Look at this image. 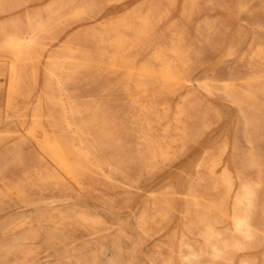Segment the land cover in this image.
Returning a JSON list of instances; mask_svg holds the SVG:
<instances>
[{
  "label": "bare ground",
  "instance_id": "obj_1",
  "mask_svg": "<svg viewBox=\"0 0 264 264\" xmlns=\"http://www.w3.org/2000/svg\"><path fill=\"white\" fill-rule=\"evenodd\" d=\"M31 1L37 3L35 8H27ZM102 1L109 10H115V16L102 19L95 26H83L71 34L70 22L85 15L94 3L0 0V107L6 111V115L0 114V145L15 136L13 143L4 149L1 147L0 204L8 199L22 209L34 207L28 214L20 210L12 212L14 217L1 227L17 236L12 244L0 246L3 262L9 264L11 255L13 264L22 263L20 256L31 258V248L37 241L39 247L58 255L69 250L73 261L79 264H136L137 249L160 232L171 195H180L182 187H186L174 232L153 247L156 250L146 256L145 263L252 264L248 258L236 261L235 255L259 250L256 217L264 159L254 146L264 140V25L254 23L246 54L240 56L245 60L248 57L251 74L243 82L244 92L236 89L231 79L221 89L213 90L205 82L208 80L201 85L209 95L220 92L235 106L242 137L249 149L242 159L235 158L234 147L225 138L213 148H198L187 155L188 145L211 126L210 110L191 115L187 99L172 105L167 96L175 95L195 62L206 55L204 43L212 24L204 20L202 32L189 43L188 32L181 23L192 22L203 2L215 7L220 0H183L179 12L181 23L174 18L176 0H164L166 7H162L161 0ZM250 1L253 0L238 3V16L250 12ZM260 9L264 15V4ZM21 10L26 11L20 13ZM170 14L171 22L166 27L168 37L164 40L157 34ZM241 39L234 37L227 43L222 37L217 45L219 59L235 56ZM91 49L96 54L94 58ZM144 52L146 57L136 66L135 62L138 57L143 58ZM98 61H107L110 68L117 63L127 69L120 77V88L137 113L131 122L135 127L131 134L125 135L122 124L125 120H111V109L99 99L77 103V97L68 92L69 87L80 85L85 73L95 70ZM40 82L39 92L34 93ZM220 113H215L216 119ZM194 120L201 123V131L191 129L190 123ZM101 123L118 124L108 129ZM19 127L24 129V135L20 134ZM34 138L41 142L39 154L33 152L36 149H31L32 144L30 147V139ZM125 140L129 142L123 144ZM167 166L169 176H178L176 183L158 186L151 193L150 201L134 215L133 235L123 230L113 232V225L101 214H93L74 201V196L84 190L83 179L91 170L111 187L118 188L129 184L132 177L141 178ZM248 170H254L255 177H249ZM46 190L53 194L43 198L41 204L34 198L29 199L30 192ZM207 194H210L208 201ZM95 198L116 212L109 215L111 219L120 220L124 208L117 197L104 193ZM72 225L85 233V240L74 234ZM163 248L167 249V257L160 254ZM80 250L87 254L83 256ZM260 262L264 264V258Z\"/></svg>",
  "mask_w": 264,
  "mask_h": 264
},
{
  "label": "rangeland",
  "instance_id": "obj_2",
  "mask_svg": "<svg viewBox=\"0 0 264 264\" xmlns=\"http://www.w3.org/2000/svg\"><path fill=\"white\" fill-rule=\"evenodd\" d=\"M87 1L88 3L90 2L94 3V7L91 8V10H89L85 15L80 16L79 18L75 19V21L72 20L70 22L71 28H69V30H71L70 31L71 34H72V31L77 32L80 29H83L85 26L88 27V25L95 26L99 22H101L102 19L112 18L113 16H115V10L113 9L109 10L103 4L102 0H87ZM138 1H141V0H134L133 3H138ZM176 1H177L176 12L178 15L175 14L174 18L179 23H181L179 21V12H180V8L182 6L183 0H176ZM240 1L242 0H239V1L238 0H220L219 6H215V7H210L207 3L203 2L205 4L202 3L201 7L199 6L200 8L198 9L196 15L192 19V22H189L187 24L183 22L181 23V26L184 27L188 32L189 43L194 42V37L197 35V33L200 30L202 32V29L204 26L203 25L204 20L205 21H207V19L210 20L209 23L212 24V29H213V30L211 29L210 35L208 36L206 42L204 43L206 55L202 57L200 61L195 62V65L193 66V68H191L189 75L186 78L187 82L185 81V83H183L181 86L180 85L178 86L175 92V95L167 96L169 103L172 105H175V103L182 98L187 99L190 102L191 109L189 110V114L191 115H197L200 113V111H203L205 109L210 110L209 111L210 115L208 114V122H210L209 125L211 126H209L208 129L203 130L201 135L198 137H195L193 141L191 142V144L188 145V149L186 152H190V153H186L187 155L191 154L193 151H195L198 148H202V149L213 148L215 146L214 144L217 145L219 141L221 142L225 138L228 139L230 146L234 147L235 151L234 152L232 151V155L235 158L242 159L243 153H245L249 149L248 146H246L244 138L242 137V130H241V124H240L241 121L239 120V116H238L235 106H233L227 99H225L220 94V92H217V93L215 92L213 95H209L201 88V85L204 83V81L208 80L205 82L210 83V86L211 88L213 87L212 88L213 90L216 88L221 89L224 86H228L229 85L228 79H231V81L234 82L236 89H239L240 92H244L246 90L245 86L243 85V82L247 80L248 79L247 77H249L251 74L249 73L250 69L247 67V61H248L247 59L248 57H246L247 55L244 56L246 57V60L245 58H243L245 62L243 61V59H240V56L244 54L245 51H247L248 45L253 35L252 26L254 25V23L264 25V21H263L264 15L260 12L261 11L260 7H262V5L264 4V0L263 1L261 0L250 1L251 3L249 4L250 12L248 11V13L241 14L240 16H238V14L240 13L236 11H238L237 5ZM160 4L162 5V7H166V2L164 0H161ZM27 6H28L27 8H35L37 6V3L31 1L27 3ZM25 11L26 10H21L20 13L25 12ZM170 18H171V14H170V17H168V19L165 21L166 23L164 22L159 28L158 30L159 32L157 34L159 38L161 37L162 39L165 40V38L168 37V32H167L166 27L171 22ZM1 21L2 19L0 18V22ZM237 29H239V34L237 32L238 31ZM165 33L167 36L165 35ZM163 34L165 36H162ZM231 35L232 37H230ZM222 37L226 39L227 43H229L230 40L234 37H237L239 39L242 38V39L240 40V44L237 48V54L235 56L227 57L223 60H220L219 59L220 52H218L217 45L221 43ZM262 37L264 38V33H262ZM93 51L94 50L91 49V54H92V57L94 58L96 57V54ZM142 54H143L142 57L143 56L146 57L145 52ZM144 57L143 58H141V56L138 57L139 58L138 60L140 62L137 60V62H135L136 66H139L141 64ZM151 64L152 66H154L153 63ZM98 67H101V68L99 69ZM156 69L157 67H154V70ZM113 70L115 71V73L113 72L111 74ZM126 70H127L126 67H120L117 63H115L113 68H110L109 65L107 64V61H103V62L98 61L97 67L95 68V70L93 69V71H89L85 73L86 74L85 79L81 81L80 85L77 86L76 88L69 87L68 92L69 94L71 95L73 94L77 97V103H87V102L89 103L91 102V100L99 99L102 104L106 105L107 107L111 109V111L109 110V114H110L111 120H114L113 122H119L122 119L125 120V123H122V124L126 128L125 135L126 134L128 135L135 131V127L131 125V122L136 118L137 113L131 108V105L127 97H125L123 93L121 92L120 77L123 74L122 72H125ZM229 73L231 75L230 78H229ZM232 74H235V75L233 76ZM238 77L242 79L243 81L241 82V80H239ZM40 84L41 82L35 88L34 93L39 92ZM117 85L119 86L118 87L119 89H117ZM70 89L71 91H69ZM209 107L213 109L212 110L213 112H211V109ZM115 108L118 109L117 112H115L114 110ZM217 112L218 113L221 112L219 114L220 115L219 119L221 120L215 118V113ZM2 113L4 114L6 113V111L5 109L0 107V114ZM86 116L87 114L85 115V117ZM193 122L194 123H190L191 129L194 132L201 131V127H200L201 123L195 120ZM101 124L105 125L108 129H110L112 126L117 125L118 123H101ZM19 132L20 134H23V135L25 133L23 128H20ZM35 139L37 140V143H35L36 141ZM6 140L4 142V145H0V152L4 149V147H6V145L9 146L11 143L14 142L15 136L14 135L10 136ZM39 142L40 141L37 138H34V140L30 139V147L32 144L31 149L34 150L35 148L37 150V151L36 150L33 151L35 152V154H37L38 152L40 153L41 144H38ZM126 142H129V141L125 140L123 144H126ZM2 146H3V149H1ZM255 146H254L255 151L256 152L258 151V153L264 159V140L257 142ZM168 169L169 168L167 166V167H163L155 171L156 173L155 172L152 174L150 173V175H147L141 178L134 179L132 177L134 180L130 178L131 181L129 184L124 183L122 187L118 186V188L117 186L111 187L108 183H106L104 179H103L104 180L103 182L102 180L103 177L100 175H97L96 173H94L95 171L91 170L86 176V178L83 179V183H85V185L83 184L82 189L84 190L83 191L81 190L78 195L74 196V201L77 205L87 208L93 214L94 213L101 214V216H103L105 220L109 221V223L113 225V229H112L113 232L118 233L120 230H123L129 235H133L135 234V232H132L134 231V215L138 213L137 212L138 210H141L143 208L146 202L150 201V197L152 195L151 193L158 186L160 187L165 184H169L171 186L175 185L176 179L178 178V176L173 175V174L169 176ZM246 174L249 177H252V176L255 177L256 172L254 173V170H248ZM7 176L9 175L7 174ZM162 176L164 178H162ZM0 186H1V182H0ZM90 186L93 188L92 191H91ZM262 186H263L261 188L262 190L260 189L259 191V196H260L259 197L260 199L259 210H258L257 217H256L257 235H259V237H257V240H259L258 241L259 250L253 254L251 253L250 254L246 253L242 255L237 254L235 255L236 261L240 260L242 257V258L250 259L252 264H261L260 259L264 258V178H263ZM86 189H89L90 191ZM185 189L186 187H182V192H180V195H175V194L171 195L170 206L168 208V215H167V218L161 224L160 232L156 233L155 235H153V237H151V239H147L146 242L144 241L140 245V247L136 251L138 253V254L136 253V256L138 259L136 264H146L147 263L146 256L153 254V252L156 250L154 249L155 248L154 246L159 243L161 244L165 239H168V237H170L171 234L174 232L177 226V223H178V211H179V206L181 204V199H182V196L186 194ZM97 190L98 192L96 193ZM104 193L107 195L117 197L118 201H121L122 203L125 204V206H123L124 204L119 203V205H121L124 208L121 213L122 215L120 216L119 221H115L111 219L109 216V215L116 214V212L110 210L107 207H104L95 198L97 194L102 195ZM52 194H53V191H48V190L38 191V192L32 191L30 192L29 199L33 200L34 198V201L35 202L37 201L36 203L40 202L41 204V200L43 198L52 196ZM209 195L208 194L205 195L206 201H208L207 198ZM210 199H211V196H210ZM16 206H14V202L9 201L8 199H3L0 204V246L12 244L17 237L14 234V232L4 231L1 228L2 226L8 225V223L14 217V214H12V212L20 210V212H26L28 214L34 211L33 210L34 207H27L26 209L24 208L22 209L21 205H18V207ZM106 214L108 217L106 216ZM68 228H71V227H68ZM72 228L76 230L74 234H76V236H79L80 240L86 239L84 237L85 233L79 227L72 225ZM37 243L38 242L35 241L34 244L36 245L35 246L33 245V247L31 248V251H32L30 255L31 258L28 257L27 259V258H24L23 256L18 257L20 261L22 260L21 264H61L62 262L63 264H79L73 261V258L69 250H67L65 254L58 255V254H55L54 251L52 252V250L46 249L45 247H39L38 246L39 244ZM76 244L78 245L79 243L77 242ZM78 246L80 247V244ZM43 249H44V252L42 251ZM126 249L127 247L125 246L124 251H123L124 259H126V255H125L127 251ZM163 249L160 251V254L163 257H167L169 255L166 252L167 249L166 248H163ZM80 253L83 256L87 254L85 250H80ZM12 256L13 255L9 257V261H10L9 264L14 263V259L12 258ZM3 260H4V255L0 253V263L6 264V262L4 263ZM222 263L226 264L224 262Z\"/></svg>",
  "mask_w": 264,
  "mask_h": 264
}]
</instances>
